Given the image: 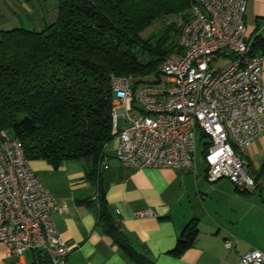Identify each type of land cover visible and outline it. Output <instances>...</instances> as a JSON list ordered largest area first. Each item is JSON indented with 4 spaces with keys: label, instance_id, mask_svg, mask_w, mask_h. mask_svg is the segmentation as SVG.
I'll use <instances>...</instances> for the list:
<instances>
[{
    "label": "built area",
    "instance_id": "2783aa9c",
    "mask_svg": "<svg viewBox=\"0 0 264 264\" xmlns=\"http://www.w3.org/2000/svg\"><path fill=\"white\" fill-rule=\"evenodd\" d=\"M245 10L246 0H195L183 12L176 49L159 66L158 83L110 75L117 144L112 150L108 146L101 170L116 159L126 168L195 172L200 133L207 139L203 157L209 182L226 178L241 193L258 188L240 151L263 128L264 56L252 53ZM221 57L227 62L216 68ZM64 212L31 168L21 141L0 131V241L8 253L21 257L32 250L47 264H68L73 245L53 219ZM152 214L146 210L136 216ZM238 264H264V252L252 248Z\"/></svg>",
    "mask_w": 264,
    "mask_h": 264
},
{
    "label": "trees",
    "instance_id": "16d2710c",
    "mask_svg": "<svg viewBox=\"0 0 264 264\" xmlns=\"http://www.w3.org/2000/svg\"><path fill=\"white\" fill-rule=\"evenodd\" d=\"M194 2L57 0L56 19L42 30L0 29V131L21 141L29 160L53 168L84 161L85 178L97 186L100 225L133 264L155 262L145 248L123 241L125 230L104 198L100 164L115 138L110 75L158 83L159 66L175 51L183 12ZM167 18L158 32H148ZM252 53L264 56L263 38L253 37ZM196 233L193 225L185 228L177 254Z\"/></svg>",
    "mask_w": 264,
    "mask_h": 264
},
{
    "label": "crops",
    "instance_id": "0c3cea01",
    "mask_svg": "<svg viewBox=\"0 0 264 264\" xmlns=\"http://www.w3.org/2000/svg\"><path fill=\"white\" fill-rule=\"evenodd\" d=\"M13 2L25 15L35 12V0ZM56 7L50 14L51 22L56 19ZM244 22L249 36L264 39V0H246ZM15 27L35 29L22 24L12 28ZM116 144V140L111 143V150ZM240 154L258 184L257 189L243 193L226 178L215 182L206 179L202 151L197 154L195 172L123 166L102 170L104 198L125 230L123 241L148 250L155 264H238L240 256L255 247L250 233L264 209V118L260 135ZM69 163L58 168L41 159L30 163L52 195L65 206V212L54 213L53 219L62 238L73 245L68 264H133L100 225L97 186L85 178L82 166L72 171ZM146 210L153 214L136 216ZM246 220L250 222L248 226L243 224ZM189 225L196 228V236L189 247L177 254L179 239ZM0 264L47 262L32 250L21 257L10 255L6 244L0 241Z\"/></svg>",
    "mask_w": 264,
    "mask_h": 264
},
{
    "label": "rangeland",
    "instance_id": "374dc122",
    "mask_svg": "<svg viewBox=\"0 0 264 264\" xmlns=\"http://www.w3.org/2000/svg\"><path fill=\"white\" fill-rule=\"evenodd\" d=\"M15 0H0V28H12L13 26H20L25 25L29 26V28H35V30L42 29L46 24H48L50 21V14L55 9L57 5L56 0H35L34 4H36L34 10L35 12H32L30 15H25L24 13L19 11V8L16 7L14 4ZM170 18H167L154 26H152L151 29L148 30L149 33L151 32H158L159 28H161L162 24H165L169 21ZM178 20V19H177ZM147 29L142 32L144 35ZM227 60L223 57H221L217 61L216 68L223 66ZM154 77L150 79V81H153ZM144 80L143 82H145ZM123 119L122 117H119V126H122ZM116 140V139H115ZM197 140L199 142V147L197 150V154L200 155L201 151L204 150L203 142L206 141V138L201 137V134L198 133ZM32 160H30V163ZM69 167L72 171H74L78 166L83 168L84 170V161L77 160V161H70ZM78 163V164H76ZM245 225H249L250 222L248 220L244 221ZM257 226L252 234L250 235L254 239V244L256 249H259L264 252V209L261 212V216L259 217V220H257ZM249 230V227H248ZM248 230L246 233H248ZM248 235V236H250ZM250 236V237H251Z\"/></svg>",
    "mask_w": 264,
    "mask_h": 264
},
{
    "label": "water",
    "instance_id": "95a60500",
    "mask_svg": "<svg viewBox=\"0 0 264 264\" xmlns=\"http://www.w3.org/2000/svg\"><path fill=\"white\" fill-rule=\"evenodd\" d=\"M109 166H110L111 168H114V167H120L121 165H120V162H119L118 160H116V159H111V160L109 161Z\"/></svg>",
    "mask_w": 264,
    "mask_h": 264
}]
</instances>
